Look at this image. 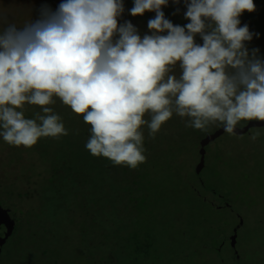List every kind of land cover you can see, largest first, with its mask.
Segmentation results:
<instances>
[{"label": "rangeland", "instance_id": "obj_1", "mask_svg": "<svg viewBox=\"0 0 264 264\" xmlns=\"http://www.w3.org/2000/svg\"><path fill=\"white\" fill-rule=\"evenodd\" d=\"M60 3L0 0V14L22 24ZM254 3L264 11V0ZM166 9L187 10L184 0ZM248 47L264 57V33ZM54 99L69 135L31 148L0 137V264H236V250L241 264H264V121L229 134L219 122L188 128L173 114L155 139L142 127L147 159L132 169L92 155L90 125ZM38 111L25 105L26 118Z\"/></svg>", "mask_w": 264, "mask_h": 264}, {"label": "clouds", "instance_id": "obj_2", "mask_svg": "<svg viewBox=\"0 0 264 264\" xmlns=\"http://www.w3.org/2000/svg\"><path fill=\"white\" fill-rule=\"evenodd\" d=\"M184 4L189 22L181 26L163 11L169 0H134L132 16L155 13L143 36L120 23L124 0L44 4L22 24L0 14V137L31 148L69 135L49 107L58 97L90 125L92 155L135 169L147 159L142 127L155 139L173 114L188 128L219 122L229 134L241 121H264V57L249 49L256 34L240 19L256 10L254 0ZM25 105L41 111L26 118Z\"/></svg>", "mask_w": 264, "mask_h": 264}, {"label": "trees", "instance_id": "obj_3", "mask_svg": "<svg viewBox=\"0 0 264 264\" xmlns=\"http://www.w3.org/2000/svg\"><path fill=\"white\" fill-rule=\"evenodd\" d=\"M55 3H57V2H55ZM124 4H125L126 10H125V13L123 15L122 21H131L139 29L141 36H143L145 33H149L148 21H149V19H151L155 16V13L146 12L143 16H132L128 10H130L133 7L131 5L133 3L124 0ZM164 12H165L166 17L169 20H171L174 24H178V25L183 26L189 22L188 20H185V17L183 14L177 15L178 11H176L177 12L176 13L175 11H173L171 9H166V10H164ZM261 13H264V11L262 10L261 7H258L256 9L255 14H252L250 12H244L242 14V16L240 17L241 23L249 22V23L253 24V27L255 29H258L257 32L262 34V33H264V30H263L264 29V14L261 16ZM242 18H244V19H242ZM247 18H248V20H245ZM258 33H256V34H258ZM200 42L202 43L201 39H200ZM64 108H65V110H67L70 107L64 105ZM35 111H37V110H35ZM146 118L147 117H145V119Z\"/></svg>", "mask_w": 264, "mask_h": 264}, {"label": "flooded vegetation", "instance_id": "obj_4", "mask_svg": "<svg viewBox=\"0 0 264 264\" xmlns=\"http://www.w3.org/2000/svg\"><path fill=\"white\" fill-rule=\"evenodd\" d=\"M234 208H236L235 206H233V210H234ZM6 210V209H5ZM8 211V210H7ZM9 215H10V213L9 212H7ZM237 213V215L238 216H240V217H242V215H240V212H236ZM10 218L11 219H13L14 220V218H13V216L12 215H10ZM11 219H10V222H11ZM240 225V222L239 221H237L236 222V228L238 227ZM4 239H5V241H4V243L6 242V240L8 239V235H6L5 237H4ZM3 241V240H2ZM1 241V242H2ZM4 243H0L1 245H0V253L2 252L1 251V249H2V245L4 244ZM233 253H234V251H233ZM233 257H234V259H235V261H236V264H241L240 262H238L239 260H238V258L240 257V260H241V253L238 251V250H236V254L234 255L233 254Z\"/></svg>", "mask_w": 264, "mask_h": 264}, {"label": "water", "instance_id": "obj_5", "mask_svg": "<svg viewBox=\"0 0 264 264\" xmlns=\"http://www.w3.org/2000/svg\"><path fill=\"white\" fill-rule=\"evenodd\" d=\"M11 229L13 230V232L15 231V224H14V220L13 219H11ZM4 241H5V239H3V241L1 242V244L4 243ZM238 260L240 262V257L238 258Z\"/></svg>", "mask_w": 264, "mask_h": 264}]
</instances>
